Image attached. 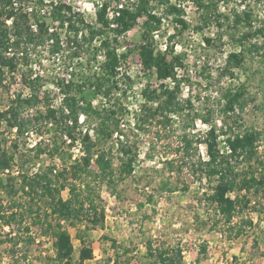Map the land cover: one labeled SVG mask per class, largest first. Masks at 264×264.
I'll list each match as a JSON object with an SVG mask.
<instances>
[{
  "label": "rangeland",
  "instance_id": "374dc122",
  "mask_svg": "<svg viewBox=\"0 0 264 264\" xmlns=\"http://www.w3.org/2000/svg\"><path fill=\"white\" fill-rule=\"evenodd\" d=\"M119 1L73 0L76 7L70 5V10L64 7V12L76 21L80 16L83 18L81 37L82 32H88L87 24H97L95 11L98 4L107 2L114 9ZM172 1L184 10L183 15L190 25L179 33L172 15L163 16L162 29L155 32L160 48L173 45L175 52L183 55L184 65L179 76L183 77L181 97L185 110L182 114L171 113V122L164 123L159 117L145 129L135 128L144 103L142 90L147 85L150 89L158 88L163 81L157 78L154 69L145 68L141 59L144 18L119 38L120 51L127 58L122 63L112 97L126 108L119 117L138 152L131 175L117 176L112 183L101 181L96 177L97 155L90 166L92 173L76 172L84 155L83 133L89 130L94 139L98 138L93 119L85 120L84 114L78 129L82 134L79 133L75 140L66 133L62 136L54 118L19 133L12 143L0 133V151L4 149L12 156L9 168L19 166L20 169L19 174H6L0 170V200L4 210L6 214L18 211V220L11 224L0 218V264H56L53 261L55 238L45 232L42 219L47 200L32 202L25 192L27 188L23 189L25 178L41 172L53 176L64 173L61 180L68 185L62 190L64 198L71 196L70 187L75 186L77 192L85 190L78 204L89 208L90 201L85 197L90 193L98 211L105 212L104 226L88 230L94 258L86 264H162L156 263V257L150 253L164 248H181L183 264H264V185L251 190L239 188L230 193L239 198L241 209L227 223L207 199L216 181L207 178L199 167L200 159L208 158L206 145L199 143L208 130L215 129L218 147L227 152L225 146L229 136L246 129H257L261 132L258 158L263 163L259 169L264 173V0H220L219 10L229 19L216 20L212 14L208 21L203 18V11L195 0ZM244 10L252 12L254 27L236 25L235 13ZM162 12L158 11L161 15ZM58 14L61 16L63 11L59 10ZM65 28L61 30L63 49L58 53L49 51V41H42L37 46L31 44L27 51L20 49L8 53H15L19 64L14 71L4 68L0 83L1 110L7 109L19 97L30 96L34 83L39 100L34 105L22 106L23 115H44L49 107L64 108V93L57 84L58 81L69 83L63 74L70 75V82H73L93 73H102L104 49L99 38L92 42L85 40L84 48L77 50L76 44L64 34ZM256 29L262 32L246 41L243 66L235 69L234 77L224 73L228 53L241 49L237 39L243 32ZM173 33L177 36L170 40ZM206 37H212L213 44L205 42ZM253 42L263 47L257 51L252 48ZM35 67L39 68L37 76H34ZM164 82L173 84L172 80ZM236 86H243L245 90L244 106H236L226 115L222 110L223 93ZM84 98L96 106L107 105L93 87L86 90ZM29 130L35 133L32 140L28 138ZM186 133L193 139L188 148L184 146ZM40 136L38 143L47 148L44 152L30 146ZM95 149L104 153L103 159L118 169L116 136L112 140H99ZM10 177L16 189L13 194L4 186L11 181ZM85 184H90V188ZM81 227L84 229V224ZM69 229L78 259L81 241L76 236L77 229ZM241 229L242 232L237 234ZM11 237L18 243L14 244ZM112 240H116V246Z\"/></svg>",
  "mask_w": 264,
  "mask_h": 264
},
{
  "label": "trees",
  "instance_id": "16d2710c",
  "mask_svg": "<svg viewBox=\"0 0 264 264\" xmlns=\"http://www.w3.org/2000/svg\"><path fill=\"white\" fill-rule=\"evenodd\" d=\"M12 1L0 0V83H2L4 68L14 71L19 64L14 52L13 55L8 54L10 51H19L20 49L27 51L31 44L37 46L42 41H49V51L53 54L63 49L58 33H49L45 23L40 25L38 31H33L29 16L24 12L15 10L12 7ZM195 1L203 11L205 21H208L212 14H215L216 20L223 17L229 19V16L219 10L220 0ZM107 6V3H104L98 9L97 24H87L85 29L88 28V32H82L81 37L83 18L80 16L78 21L73 20L72 16L66 12L60 16V24L63 27L66 26V35L76 44L77 50L84 48L85 40L92 42L99 38L100 46L105 51V60L101 67L102 73H93L81 81L69 83L58 81L57 84L61 92L64 93V108L49 107L44 115L22 114V106L34 105L39 100L36 83L33 86L30 84L33 90L30 96L23 99L19 97L12 101L7 109H0V122L6 119L10 126L16 125L18 127L19 133H24L31 126L54 118L58 122L62 136L66 133L67 136L75 140L79 133L82 134V131H78L81 123H83L81 122V115H85V120L92 118L94 132L98 138L94 139L89 130L83 133L84 155L81 163L76 166V172L82 171L85 175L92 173L93 170L90 169V166L94 156L97 155L95 157L98 166L96 177L101 181L112 183L117 179V176L125 178L131 175L135 170L134 164L138 157L135 144L128 139V134L119 117L126 108L119 104L118 99L113 101L112 97L122 63L127 58V55L120 51L121 42L119 38L137 25L140 19L144 18L142 22L143 41L139 51L141 59L144 67L154 69L157 78L163 81L158 88L150 89V86L147 85L142 90L144 103L141 104V112L135 122V128L145 129L146 125L159 119V117L162 118V122L169 123L171 122V113L182 114L185 110L181 97L183 77L179 76L177 70L178 66L184 65L183 55L176 53L173 45L167 44L165 49L160 48L155 39V32L162 29L163 16L172 15V20L179 33L187 29L190 24L183 15L184 10L172 0H127V3L118 9L119 14L115 18L116 26L110 25L106 18ZM67 9L70 10L71 7H67ZM159 10L163 11L162 15L158 13ZM10 17H13L15 27L14 38L9 36L6 26V18ZM234 20L236 25L244 24L246 27H254L253 14L249 10L236 12ZM259 32L262 30L256 29L253 32L249 30L241 34L237 39L241 49L228 53L224 73L234 77L235 69L242 67L245 62L246 41ZM176 36L177 34L173 33L169 38L173 40ZM213 41L212 37L205 38V42L208 44H213ZM251 45L257 51L263 47L257 42H253ZM77 50L76 53H78ZM167 79H171L173 84L165 83L164 81ZM91 87L103 96L107 105L96 106L92 101H86L84 94ZM223 96L222 110L226 115L234 111L236 106H244L245 90L243 86L229 87L224 91ZM204 119L205 121L209 120L208 118ZM114 136L117 137L120 160L117 170L112 163L103 159L104 153L95 149L99 140H112ZM217 137L215 129H210L204 139H199V143L206 145L208 154L207 159H200L199 167L207 178L216 181L214 190L207 196L208 201L215 207L221 219L230 223L236 212L241 209L239 198L231 196L230 193L239 188L251 190L255 187L258 188V185L260 187L264 185V173H261L259 169V165L263 163L258 158V140L261 137V132L257 129H246L232 134L227 138L228 152L222 151L218 147ZM192 143L193 139L187 133L184 134L185 148L191 147ZM15 146L17 147L16 144ZM35 146L40 152L47 150V148L42 147V143ZM11 159L12 156H9L6 150H1L0 170L9 167ZM241 164H244L242 168L240 167ZM63 177H65L64 173H59L56 176L49 172L35 173L23 180V189L27 188L25 192L30 196L32 202L47 200V208L44 210L42 219L45 232H50L55 238L56 252L53 261L56 264H86L87 260L94 258V249L88 237V230L104 226L105 212L104 210L98 211L90 193L85 197L90 201L89 208L84 204H78V201L81 202L79 198L85 193V190L77 192L75 186L70 187L71 196L64 198L62 190L68 185L66 181L61 180ZM10 180L4 186L8 188L9 193L13 194L16 189L13 178L10 177ZM85 186L90 188V184H85ZM262 212L264 213V204ZM0 218L7 224H11L18 220V211H11L6 214L0 200ZM82 224H84V229L81 227ZM69 227L77 229L76 236L81 241L78 259L75 258L76 247ZM242 230H238L237 234L241 233ZM10 239L14 240V244L18 243L12 237ZM112 242L116 246V240H112ZM150 254L156 257V263L183 264L181 248H164Z\"/></svg>",
  "mask_w": 264,
  "mask_h": 264
},
{
  "label": "built area",
  "instance_id": "2783aa9c",
  "mask_svg": "<svg viewBox=\"0 0 264 264\" xmlns=\"http://www.w3.org/2000/svg\"><path fill=\"white\" fill-rule=\"evenodd\" d=\"M126 1L127 0H120L118 2L117 7H114V9H111V7L108 5L107 2H102V3L98 4L97 10L95 9L96 10L95 11L96 22H97V11H98V9L104 3H107L108 6H107V10H106V18L109 20L110 25L116 26L115 18L119 14L118 9L123 7L125 5ZM70 5L74 6V8L76 7V5L73 3V0H13L12 1V7L15 10L24 12L29 16L30 25H31V28L33 31H38L40 28V25L45 23L46 27L48 28L49 33L54 32V33L59 34L62 45H64V41L61 38V36H62L61 30L63 28H65L66 26H64V27L61 26L60 16L58 14V11L61 10L64 12V10H65L64 7L65 8L70 7ZM60 7H62L63 9ZM6 26H7L8 31H9V36L11 38H14L15 27H14L13 17L6 18ZM66 31L67 30L65 28L64 34L66 33ZM51 41H53V40H51ZM103 59L105 60V51H104ZM181 68H182V66L177 67L179 75H180V69ZM35 69H36V72L34 73V76H37V74L39 72V70H38L39 68L35 67ZM62 77L65 78L64 80L66 82H70V75L63 74ZM167 80H171V79H167ZM59 89H60V87H59ZM0 133L4 134L6 136L9 143H12L15 139L18 138L19 129L16 125L10 126L8 124L7 120L3 119L0 122ZM27 134H29V137H28L29 140H32L31 137L35 136V133L33 130L27 131ZM40 139H41V136L39 137V139L38 138L35 139V141L33 143H31L30 146L34 147ZM224 142L226 143V141H224ZM80 148H81V143H80L79 150H80ZM225 148L227 149V152H228L229 145L227 144L225 146ZM222 151H224L223 148H222ZM82 153H84V151ZM4 172L6 174H8L9 172H12L13 174H19L20 169H19V166H16L15 168L7 167L4 169Z\"/></svg>",
  "mask_w": 264,
  "mask_h": 264
}]
</instances>
